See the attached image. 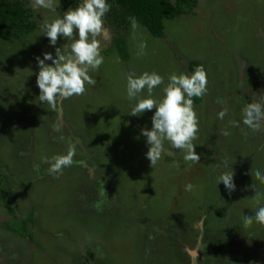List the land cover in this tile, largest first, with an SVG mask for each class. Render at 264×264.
Returning <instances> with one entry per match:
<instances>
[{
	"label": "rangeland",
	"instance_id": "obj_1",
	"mask_svg": "<svg viewBox=\"0 0 264 264\" xmlns=\"http://www.w3.org/2000/svg\"><path fill=\"white\" fill-rule=\"evenodd\" d=\"M65 11L60 0L56 13L31 8L38 27L0 42V264H264V225L243 222L264 206V183L254 175L264 173V130L242 123L245 106L264 94V0H197L192 12L164 20L161 36L130 24L126 59L114 45L123 33L104 21L95 86L53 110L38 100L36 57L55 58V48L71 41L50 45L39 25ZM141 42L147 47L138 55ZM191 60L208 81L194 104L199 162H186L166 141L151 168L141 129H151L155 109L129 114L136 101L126 77L155 71L166 84L171 74H187ZM69 141L74 163L50 174L44 158L65 154ZM228 170L231 194L217 183ZM22 218L31 239L18 233Z\"/></svg>",
	"mask_w": 264,
	"mask_h": 264
},
{
	"label": "clouds",
	"instance_id": "obj_2",
	"mask_svg": "<svg viewBox=\"0 0 264 264\" xmlns=\"http://www.w3.org/2000/svg\"><path fill=\"white\" fill-rule=\"evenodd\" d=\"M29 6L34 11L41 8L56 13L59 0H30ZM111 5L107 0H81L73 9L68 8L63 16L57 15L51 20H44L40 25V34L45 35L50 45H56L59 37L65 38L70 43L63 47L55 48V58L51 53H43V59L36 57L39 72L36 76V84L40 90L38 100L47 103L51 109L56 110L64 100L73 96L83 95L86 85L95 86L96 80L90 75L104 62L101 54L102 48L98 37L107 32L104 27V17L110 11ZM133 30L138 27L135 17H129ZM138 55H143L147 47L146 42L139 45ZM52 61L46 64L45 61ZM126 91L130 100H135V105L129 114L140 116L146 110L155 109L151 117V129L142 128L141 134L146 137L148 151L147 159L151 168L155 167L165 154L164 144L169 142L173 149L183 150V159L186 162L198 163L199 155L195 152L193 141L199 131V120L194 109L193 97H202L207 93V74L203 66H197L192 74H171L165 84L164 77L157 72L145 71L139 75L131 72L126 77ZM163 85L162 95L154 98V89ZM146 92V95L144 93ZM225 107L217 113L219 119L227 115ZM238 126L236 121L231 122ZM242 123L253 132L264 130V94L259 101H254L243 109ZM227 136L230 133L222 132ZM78 143V141H77ZM76 153L75 143L69 141L65 154L44 158L49 163V173L62 174L66 167L72 166ZM83 163V162H80ZM179 167L177 163L175 165ZM225 168L230 166L225 162ZM256 179L264 183V173L256 170ZM234 173L231 170L224 171L217 179L222 182L225 189L231 194L235 190L233 181ZM255 188L254 185L251 186ZM193 185H185V191H191ZM256 223L264 225V206H261L253 215L243 217L245 227Z\"/></svg>",
	"mask_w": 264,
	"mask_h": 264
},
{
	"label": "trees",
	"instance_id": "obj_3",
	"mask_svg": "<svg viewBox=\"0 0 264 264\" xmlns=\"http://www.w3.org/2000/svg\"><path fill=\"white\" fill-rule=\"evenodd\" d=\"M80 2L81 0H60L63 10H68L70 7L74 9ZM107 3L111 5V8L106 13L104 21L123 33L117 35L114 45L121 58L126 59L128 52L123 36L131 24L129 17H135L137 22L144 26L151 35L161 36L163 35L164 20L192 12L197 5V0H107ZM37 25L38 22L31 15V8L27 6L26 0H0V42L2 40H19L34 31L38 27ZM197 66L202 65L193 60L189 61L187 74H192ZM199 101L200 97H193L194 104ZM105 181V176L101 175L94 186L101 188L105 185ZM4 201L9 206L7 200ZM95 203L96 201L91 199L90 204L93 206ZM24 222L26 223L22 218V226L18 229V233L31 239L32 235L26 230ZM86 253L88 254L85 255L87 260L94 256L89 248Z\"/></svg>",
	"mask_w": 264,
	"mask_h": 264
}]
</instances>
